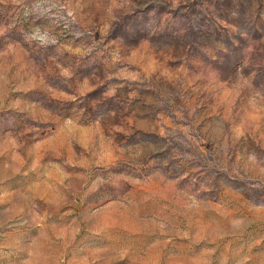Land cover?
I'll use <instances>...</instances> for the list:
<instances>
[{
  "label": "rangeland",
  "instance_id": "rangeland-1",
  "mask_svg": "<svg viewBox=\"0 0 264 264\" xmlns=\"http://www.w3.org/2000/svg\"><path fill=\"white\" fill-rule=\"evenodd\" d=\"M0 264H264V0H0Z\"/></svg>",
  "mask_w": 264,
  "mask_h": 264
}]
</instances>
